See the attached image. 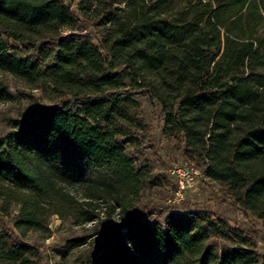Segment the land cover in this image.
Masks as SVG:
<instances>
[{
    "label": "trees",
    "instance_id": "1",
    "mask_svg": "<svg viewBox=\"0 0 264 264\" xmlns=\"http://www.w3.org/2000/svg\"><path fill=\"white\" fill-rule=\"evenodd\" d=\"M0 73L47 102L0 139V264H42L26 236L49 239L50 216L93 225L84 264H264L205 211H138L164 178L139 164L136 99L159 108L161 138L260 224L264 244V0H0ZM12 100L0 80V103Z\"/></svg>",
    "mask_w": 264,
    "mask_h": 264
},
{
    "label": "rangeland",
    "instance_id": "2",
    "mask_svg": "<svg viewBox=\"0 0 264 264\" xmlns=\"http://www.w3.org/2000/svg\"><path fill=\"white\" fill-rule=\"evenodd\" d=\"M0 80L8 86L9 93L13 97L10 102L0 103L1 139L11 129L10 120L20 119L35 104L47 102L40 90L26 89L9 75L0 73ZM136 99L143 110L148 136L143 158L139 164L148 165L154 176L164 178L160 187L143 189L137 205L138 211H143L145 207H148L150 219L158 222H162L170 213H182L191 208L197 211H205L214 218H221L230 226L241 229L244 236L253 243L260 261H264V244L261 240L260 224L233 205L222 194L221 189L208 182L199 170L194 177V185L182 195L179 202L176 201L177 186L170 175V170L176 165L193 167L194 165L182 159L175 143L161 138L159 108L150 104L145 97H137ZM0 217H2L1 213ZM11 217L4 219L10 228L12 227ZM103 217L102 214L101 218ZM110 220L116 224L124 223L117 212L111 215ZM47 224L51 231L49 239H42L35 233H28L26 236L29 244L38 246L43 258L42 264H84L85 256L94 248L92 245L93 225L77 226L69 220L62 221L56 216H50L47 219ZM82 238H86V245L79 248H72L69 245L70 242Z\"/></svg>",
    "mask_w": 264,
    "mask_h": 264
},
{
    "label": "built area",
    "instance_id": "3",
    "mask_svg": "<svg viewBox=\"0 0 264 264\" xmlns=\"http://www.w3.org/2000/svg\"><path fill=\"white\" fill-rule=\"evenodd\" d=\"M196 174H198V170L193 166L187 165H176L170 170V175L177 186L176 201L179 202L182 199V195L194 185Z\"/></svg>",
    "mask_w": 264,
    "mask_h": 264
}]
</instances>
